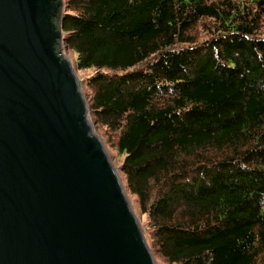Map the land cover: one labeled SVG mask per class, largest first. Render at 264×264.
I'll use <instances>...</instances> for the list:
<instances>
[{"label": "trees", "instance_id": "trees-1", "mask_svg": "<svg viewBox=\"0 0 264 264\" xmlns=\"http://www.w3.org/2000/svg\"><path fill=\"white\" fill-rule=\"evenodd\" d=\"M63 3V49L156 264H264V0Z\"/></svg>", "mask_w": 264, "mask_h": 264}, {"label": "water", "instance_id": "water-1", "mask_svg": "<svg viewBox=\"0 0 264 264\" xmlns=\"http://www.w3.org/2000/svg\"><path fill=\"white\" fill-rule=\"evenodd\" d=\"M63 0H0V264H156L63 49Z\"/></svg>", "mask_w": 264, "mask_h": 264}, {"label": "rangeland", "instance_id": "rangeland-1", "mask_svg": "<svg viewBox=\"0 0 264 264\" xmlns=\"http://www.w3.org/2000/svg\"><path fill=\"white\" fill-rule=\"evenodd\" d=\"M64 51V50H63ZM64 53H65V56H66V52L64 51ZM67 57V56H66ZM68 58V57H67ZM69 59V58H68ZM77 75V74H76ZM78 77V76H77ZM79 78V77H78ZM79 80H80V78H79ZM80 82H81V80H80ZM81 85H82V83H81ZM102 141V140H101ZM103 143V142H102ZM104 145V144H103ZM105 146V145H104ZM105 149L107 150V148L105 147ZM107 153H108V155H109V157H110V159H111V156H110V154H109V152L107 151ZM111 161H112V159H111ZM112 163H113V161H112ZM114 165V164H113ZM139 221H140V225H141V220H140V218H137Z\"/></svg>", "mask_w": 264, "mask_h": 264}]
</instances>
